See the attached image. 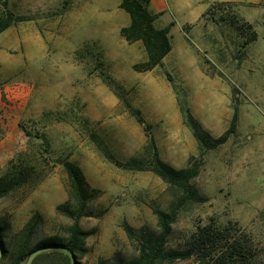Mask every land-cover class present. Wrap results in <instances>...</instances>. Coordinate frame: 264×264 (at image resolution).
I'll list each match as a JSON object with an SVG mask.
<instances>
[{
  "label": "rangeland",
  "instance_id": "rangeland-1",
  "mask_svg": "<svg viewBox=\"0 0 264 264\" xmlns=\"http://www.w3.org/2000/svg\"><path fill=\"white\" fill-rule=\"evenodd\" d=\"M8 1L15 13L29 19L0 34V174L32 166L27 183L0 198V217L10 222L8 234L20 232L36 211L42 220L34 240L65 234L73 219L56 210L67 199V174L56 160H71L99 190L89 203L95 213L80 219L81 226L94 233L86 239L88 252L79 261L111 262L118 252L125 260L133 259L138 243L124 224L136 234L142 229L157 233L155 209L168 210L182 192L171 190L150 170L118 167L98 145L106 144L115 158L128 161L149 139L102 72L122 86L124 98L146 121L152 114L146 108L168 103L160 93L164 88L133 68L146 53L140 42L130 44L120 34L130 17L119 0ZM176 2L177 15L169 8L172 17L162 21L171 27L173 49L156 68L157 74L168 71L174 79L167 78L170 101L176 99L179 106L175 85L183 89L192 113L213 137L229 128L235 107L238 120L224 144L204 157L199 149L192 161L178 168L199 164L191 180L198 193L182 207L166 247L180 249L198 224L215 217L237 221L260 247L264 264V0ZM87 43L94 55H80ZM158 264L198 263L189 258Z\"/></svg>",
  "mask_w": 264,
  "mask_h": 264
},
{
  "label": "trees",
  "instance_id": "trees-1",
  "mask_svg": "<svg viewBox=\"0 0 264 264\" xmlns=\"http://www.w3.org/2000/svg\"><path fill=\"white\" fill-rule=\"evenodd\" d=\"M150 3L151 0H119V7L130 17L129 23L120 29L121 36L130 44L140 42L146 53L145 60L133 65L137 72H149L162 67L165 57L173 49L170 25L161 23V13L154 12ZM27 19H29L28 16L15 13L10 8L8 0H0V34ZM232 19H235V15ZM249 27L252 26L249 25ZM254 39L255 34L251 40ZM250 42L249 40L245 41V43ZM88 45L89 43L86 44L84 53H80V55H94V51L91 52ZM96 46L97 43L94 42L92 48ZM97 64H101V62ZM101 75L115 95L120 99L123 98L130 112L144 126L149 139L138 156H133L128 161H121L115 158L106 144L98 142L96 134L92 138L97 140L104 155L118 167L130 170H150L167 182L171 190L182 192V196L168 210L155 209L157 233L142 229L140 234H136L130 224H124L128 236L138 243V255L135 258L125 260L118 252L114 254L111 262L101 258L98 264H158L189 258H194L198 264H262L261 249L250 234L237 221L223 222L215 217H210L205 223L198 224L189 235L185 236L180 249H167L166 244L172 232V225L177 220L182 207L197 197L198 191L191 184V180L198 175L199 164L194 163L188 168L177 169L165 162L159 155L156 141L150 133V125L142 116L141 111L131 106L129 100L124 98L125 90L112 76L105 72H102ZM165 75L170 81H174L168 71ZM175 90L179 96V106L184 122L198 142L200 157H204L207 151L218 148L228 140L230 133L236 128L238 110L235 107L230 126L226 132L218 137H213L192 113L184 90L176 85ZM235 91L237 88L234 87L233 92ZM22 127L29 137L33 135L32 130L24 125ZM37 137L41 138L43 143L47 142L44 134ZM190 159L192 161L194 157L192 156ZM56 161L63 163L67 174V199L58 204L56 210L72 218V224L65 227V234L61 237L49 236L34 240V233L42 220V215L39 212L36 211L15 236H9L10 222L1 216L0 241L3 254L0 264H4L7 259L10 260V264H25L31 251L44 245L59 243V240L76 254L78 260L88 252L86 239L94 233V230L84 229L80 224V219L95 213L90 208L89 203L96 197L99 190L91 187L79 164L71 160L62 161L58 159ZM31 167L18 168L15 166V168H9L0 174V198L7 197L23 187L28 181L26 172L30 171ZM199 199L203 201L206 198L200 196ZM32 264H70V259L63 252L52 251L38 255ZM78 264L81 262L79 261Z\"/></svg>",
  "mask_w": 264,
  "mask_h": 264
},
{
  "label": "crops",
  "instance_id": "crops-1",
  "mask_svg": "<svg viewBox=\"0 0 264 264\" xmlns=\"http://www.w3.org/2000/svg\"><path fill=\"white\" fill-rule=\"evenodd\" d=\"M179 4L180 3H177L176 0H151L150 7L154 12L161 13L160 21L162 23V21H167V19H165L166 16L172 17L171 13L168 12L169 8L175 10L173 14L177 15ZM186 7V12H188V4H186ZM125 22H127L126 19L123 24H125ZM166 24L167 23H163V25ZM123 26L121 25V27ZM156 71L155 69L149 72H138L144 76V79H148L156 86L164 88V90L161 89L160 93L168 100L165 106H155V108L150 106L146 108L152 113L147 117V121L153 128L152 136L156 141L160 157L165 162L178 169L186 166L189 159L199 150L198 142L191 130L185 126L183 115L177 105V101H175L176 99L170 101L172 99L171 95H169V85H171V83L167 80V76H165V74H157ZM156 96V92L151 95L150 99H152V103H155ZM142 139L140 140L142 141ZM143 140H146L145 134Z\"/></svg>",
  "mask_w": 264,
  "mask_h": 264
},
{
  "label": "water",
  "instance_id": "water-1",
  "mask_svg": "<svg viewBox=\"0 0 264 264\" xmlns=\"http://www.w3.org/2000/svg\"><path fill=\"white\" fill-rule=\"evenodd\" d=\"M52 251H60V252L67 254L70 259V264H78L79 262L76 254L72 250L67 248L64 244L59 242L55 244L44 245V246L38 247L35 250L31 251L30 254L28 255V258L25 264H32L38 255L46 253V252H52ZM2 254H3V248H2L1 241H0V259L2 257Z\"/></svg>",
  "mask_w": 264,
  "mask_h": 264
}]
</instances>
